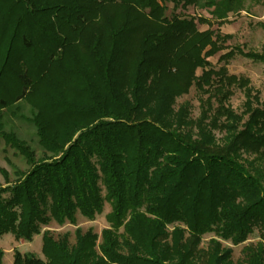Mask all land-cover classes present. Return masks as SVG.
<instances>
[{"label": "trees", "instance_id": "16d2710c", "mask_svg": "<svg viewBox=\"0 0 264 264\" xmlns=\"http://www.w3.org/2000/svg\"><path fill=\"white\" fill-rule=\"evenodd\" d=\"M245 1L0 0L1 151L26 167L0 165V237L42 241V258L14 249L12 264H229L221 241L254 229L261 240L241 263L264 264V105L227 69L235 56L264 65V54L228 48L231 35L176 12L207 8L222 23ZM191 86L195 118L176 105ZM79 113L97 121L56 141L54 125ZM105 203L100 234L76 227L70 243L42 230L92 221Z\"/></svg>", "mask_w": 264, "mask_h": 264}, {"label": "rangeland", "instance_id": "374dc122", "mask_svg": "<svg viewBox=\"0 0 264 264\" xmlns=\"http://www.w3.org/2000/svg\"><path fill=\"white\" fill-rule=\"evenodd\" d=\"M169 10L167 14L170 13L172 5L169 4ZM177 13L186 14L190 17L195 18L197 23V28L199 30H205L210 28L211 30H218L221 34H229L231 38L225 43L228 48H233L235 46L241 47L245 51H254L257 53L264 54V0H246L244 2V10L240 11L236 15L229 13L227 21L217 22L213 16L210 14L211 9H200L195 6H189L186 9H181L180 7L176 10ZM207 18L210 21V25L199 24L197 22L198 17ZM223 50L218 52L214 56L208 58L212 65L215 67L217 65V60L220 54L226 52ZM228 72L237 76H244L250 80V86L255 88L260 93V98L264 105V65L259 62H253L241 56H235L231 59L227 65ZM201 70H196V75H200ZM243 94L240 90L234 89V93L229 99V105L234 111L239 112L241 110V105L243 102ZM183 103L189 104L190 112L192 117H197L199 114V101L198 94L194 86H191L189 92L176 99V105ZM97 121V118L93 115L87 117L84 113L71 114L69 118L63 119L54 125L53 137L56 141L65 144L67 138L75 137L80 131L84 130L88 126L92 125ZM15 122V121H14ZM17 127V125H16ZM18 129V128H17ZM24 138H31L33 132L30 128L26 126H20L18 130ZM219 137V134H216ZM2 145L0 144V165L9 167L6 163L4 156L8 157L10 162L21 169H25V165L21 163L17 158L11 155L12 151L7 150L6 153L1 151ZM2 182L0 176V183ZM110 212V207L107 203L104 204L103 211L100 215L96 216L94 220L88 221L81 216L77 215L76 225L64 224L58 226L51 222L48 227L42 230L48 229L52 232L54 236H58L64 233H69L70 243L74 242V230L76 227L85 231L88 228H92L97 234H100L101 230L108 226L107 214ZM262 231L254 229V231L249 235L248 239L239 244L231 245L226 241H221V244L226 249H230V259L229 264H242L243 260V247L247 245H256L261 240ZM213 237L212 233H207L203 235L201 248H205L207 241ZM41 235H35L30 242L27 241H16L11 234H4L0 237V249L3 251L2 264H12L13 250L16 249L21 253L30 252L35 254L37 257L42 258L41 253Z\"/></svg>", "mask_w": 264, "mask_h": 264}]
</instances>
